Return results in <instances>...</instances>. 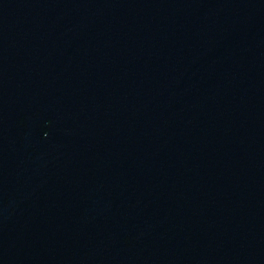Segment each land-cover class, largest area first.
Segmentation results:
<instances>
[{"label": "water", "instance_id": "95a60500", "mask_svg": "<svg viewBox=\"0 0 264 264\" xmlns=\"http://www.w3.org/2000/svg\"><path fill=\"white\" fill-rule=\"evenodd\" d=\"M0 264H264V0H0Z\"/></svg>", "mask_w": 264, "mask_h": 264}]
</instances>
